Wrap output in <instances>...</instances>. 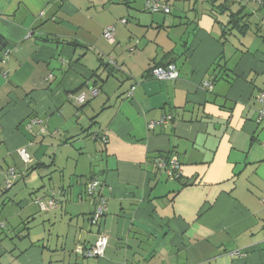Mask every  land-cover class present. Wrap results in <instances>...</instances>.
Wrapping results in <instances>:
<instances>
[{"label": "crops", "instance_id": "1", "mask_svg": "<svg viewBox=\"0 0 264 264\" xmlns=\"http://www.w3.org/2000/svg\"><path fill=\"white\" fill-rule=\"evenodd\" d=\"M123 1L0 0V264H264V0H231L250 29L225 35L207 0ZM170 64L177 79L151 77Z\"/></svg>", "mask_w": 264, "mask_h": 264}, {"label": "built area", "instance_id": "2", "mask_svg": "<svg viewBox=\"0 0 264 264\" xmlns=\"http://www.w3.org/2000/svg\"><path fill=\"white\" fill-rule=\"evenodd\" d=\"M258 4H261V0L256 1ZM143 10L149 14H164L169 15L171 10L168 4V0H144L143 2ZM120 23H124L121 21ZM114 32H115V25L107 27L103 31V38L110 44L114 43ZM8 51H4L3 55L6 56ZM150 75L153 79L157 81H166V80H175L178 77V73L176 68L173 65H167L165 67H154L150 71ZM134 88H131L128 97H131ZM98 95L97 89H92L90 97L94 98ZM88 97L86 94H80L79 96L74 98V102L76 105L80 106L83 105L87 101ZM258 101L262 104V108L259 111V119H264V92H261L258 97ZM170 118H166L168 121ZM153 124L149 125V128H152ZM104 140V139H103ZM18 156L23 162H27L28 157L24 150L18 151ZM156 166L163 170L167 177L171 180H175L180 176V166L175 159L164 160L157 158L155 160ZM8 179L14 177V171L11 169L6 173ZM10 183L7 181L5 184L6 189L10 188ZM101 188V184L98 179L92 178L88 181L85 187V194L88 198H90L94 202V210L90 217V223L92 226H97L100 220L103 218L104 214L106 213V204L105 199L100 194L99 190ZM61 202L60 199V191L53 192L50 194L49 198L39 204V207L42 211H49L57 207ZM3 228V224L0 222V229ZM107 237L104 234H100L97 238L95 244L88 250H77V252L84 258H97L101 257L106 249L107 246ZM238 254V253H236Z\"/></svg>", "mask_w": 264, "mask_h": 264}, {"label": "trees", "instance_id": "3", "mask_svg": "<svg viewBox=\"0 0 264 264\" xmlns=\"http://www.w3.org/2000/svg\"><path fill=\"white\" fill-rule=\"evenodd\" d=\"M125 2H126V0L123 1V3H125ZM207 2L209 3L213 13H215L216 15H218V16H223L226 14L228 15L227 23L225 25L224 24L221 25L223 35L228 34L232 31H235L239 34H243L248 29H250L249 22H248L249 15H243L242 10H239L235 13H232L230 11L229 5L231 3V0H207ZM261 2H262V0H261ZM216 22H218V21L216 20ZM262 42L264 43V38L262 39ZM163 67H165V66H163ZM179 178H180V176L177 179H179ZM57 207H55L54 209H56ZM54 209H52V210H54Z\"/></svg>", "mask_w": 264, "mask_h": 264}, {"label": "rangeland", "instance_id": "4", "mask_svg": "<svg viewBox=\"0 0 264 264\" xmlns=\"http://www.w3.org/2000/svg\"><path fill=\"white\" fill-rule=\"evenodd\" d=\"M135 4V7L137 8V9H140L141 7H140V4H141V0H136V2L134 3ZM121 8H123L125 11H127L126 9H125V7H121ZM126 17H127V14H126ZM114 25V24H113ZM116 27H117V25H116ZM70 260H71V262H72V264H83V262L85 261V260H83V259H77L74 255H71V257H70Z\"/></svg>", "mask_w": 264, "mask_h": 264}]
</instances>
